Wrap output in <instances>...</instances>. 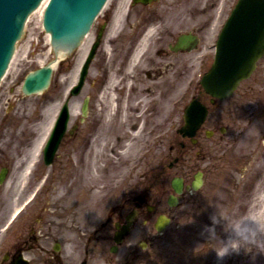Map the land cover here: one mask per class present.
<instances>
[{"label":"flooded vegetation","instance_id":"af4514ba","mask_svg":"<svg viewBox=\"0 0 264 264\" xmlns=\"http://www.w3.org/2000/svg\"><path fill=\"white\" fill-rule=\"evenodd\" d=\"M187 1L110 0L107 4L82 46H86L87 56L100 36L90 64L91 76L96 73L92 81L89 77L94 87L89 110L84 118L80 116L71 123L61 146L67 159L72 155L78 159L72 184L49 187L48 175L54 163L44 171H39L36 163L29 166L31 136H18V126H5L6 120H0V171L6 172L5 183L0 184V264H97L95 259L103 252V241L110 250L116 246L115 254H119L104 264L141 261L154 252L156 239L164 233L158 231L156 223L165 216L172 221L176 217L178 206L171 205L168 198L175 192L171 182L178 176L184 182L183 192L177 194L179 203L189 195L193 209L199 207L203 192L212 199L213 210L221 204L220 212L229 207L231 193L241 200L249 197V203L253 200L261 164L257 163L255 178L246 177V168L241 170L240 166L248 158L264 154V147L241 142L244 137L257 138L256 132L241 136L238 132L240 102L252 88H245L236 103L213 99L200 90L198 96L209 107L207 120L198 130L196 142L181 132L182 71L185 68L189 73L193 64L189 63L192 51L178 48V39L183 32L206 30L212 20L208 25L205 22L201 27L182 29L179 12L189 5ZM211 2L212 7L217 6L213 18L217 30L232 0H207V8ZM191 12L196 15V8ZM165 14L178 18L166 20ZM78 53L65 55L68 68L74 65ZM262 60L264 57L257 67L260 72L264 70ZM256 84L253 91L256 90L258 104L252 114L263 119L260 138H264V103L259 96L264 89L259 81ZM248 128H242V133ZM130 141H152L143 147L147 154L142 179L134 181L133 175L127 174L120 188L96 187L94 162L100 152L115 142L113 150L121 154ZM203 143L205 165L200 155ZM195 148L198 157L186 151ZM200 170L201 188L188 189V185L193 187ZM150 171L154 176L148 182L145 176ZM16 173L18 187H7ZM159 187L170 188L162 191ZM241 200L236 203L237 210L244 208ZM233 216L237 218L239 214L235 212ZM117 233L123 235L120 244L115 241Z\"/></svg>","mask_w":264,"mask_h":264},{"label":"rangeland","instance_id":"374dc122","mask_svg":"<svg viewBox=\"0 0 264 264\" xmlns=\"http://www.w3.org/2000/svg\"><path fill=\"white\" fill-rule=\"evenodd\" d=\"M189 1V0H188ZM235 0H232L231 4ZM189 5L185 6L184 9L181 7L179 12L181 23L180 27L182 29H188L193 25L201 27L205 22V16L207 18V25L210 19V24L206 27V30L199 31L203 37V41L198 49H196L191 55L192 58L189 63L193 66L191 71L183 68L182 75L183 85L181 87V108L183 114V107L186 101L190 100L192 96L197 94L200 90L199 80L201 74L208 69L215 51V34L216 28L213 26L215 19L216 8L212 7V2L207 8L205 1H197V5L204 7V11L197 12L193 15L191 12L194 7V1L188 2ZM231 7V6H229ZM192 8V9H190ZM229 10V8H228ZM197 11V8H196ZM196 16V20L193 17ZM178 18V16H166V20H171ZM161 17L157 19L159 22ZM160 23V22H159ZM158 23V24H159ZM214 27V28H213ZM208 28V29H207ZM213 28V29H212ZM189 56V55H188ZM187 56V57H188ZM186 58V55L184 56ZM55 56L51 52L50 40L47 32L43 28L42 15L37 12L33 15L29 25L26 28V35L23 40H20L15 57L11 63V66L4 77L2 84L0 86V120L5 119L3 125L5 126H18L17 135L18 136H31L32 146L35 141L51 128L53 121L55 120L65 98L67 97V90L75 82L74 70L73 68H68V61L60 62L53 74V79L50 87L42 93L25 95L21 86L25 75L39 67L44 65L49 61L53 60ZM75 60V59H74ZM189 61V58H187ZM262 65H264V60H262ZM96 71H94L91 76V81L95 76ZM256 81H259L264 89V70H256V72L248 79L244 80L239 86L237 92L229 99L230 103H236L238 98H241L240 94L245 88H252V91L246 92L248 95L243 96V100L240 102L242 106L239 108L240 117V129L238 130L239 135H252L255 132L258 137H252L247 139L244 137L241 139L243 145H251L254 147L258 145L260 148L264 147V138H260V116H256L253 110L256 108L257 93L255 88ZM258 87V86H257ZM256 87V88H257ZM94 93V87L91 82L85 87L82 93L78 96H74L72 100L76 101L77 108L76 113L72 115L71 121L78 119L80 114V106L82 104L85 95H91ZM259 95L262 97L264 103V91ZM227 102V101H226ZM12 105V106H11ZM263 120V119H262ZM251 122V123H250ZM245 133H242L241 129L248 127ZM264 126V124H263ZM262 129V128H261ZM45 132V133H46ZM48 134H46V139ZM152 143L145 142L144 146ZM115 144V142L113 143ZM147 146V147H148ZM70 148L69 145L66 147ZM128 149L121 154L115 151H109L107 148L105 151L102 150L101 154L97 158L95 163L97 177L96 187H121L123 184L122 179L127 174L133 175L134 181L137 179H142L141 169L146 163V159L142 158V152L136 144H128ZM148 149V148H147ZM111 150V149H110ZM193 157H198L197 149H187ZM205 144H202L200 148L201 162L205 165ZM255 155V153H253ZM252 155V156H253ZM254 157L248 158L244 166H240L241 170L246 169L245 175L254 177L257 168V163L261 164V169L259 176L256 180V188L254 191L253 200L249 203V197H245L241 200V197L236 193H231L228 197L230 200L229 207H223L222 212L221 204L218 203V209L213 210V201L211 198L206 196V192L201 194L200 205L197 209H193L190 197L187 195L181 201L177 209H175V219L173 223L165 230V232L156 239V244L154 245V252L151 255L143 256L141 261L132 260V264H216L215 258H217V253L215 249L209 248L210 243H219L221 241L227 240L231 235H234V231H230L229 226H234L236 223H247L249 225L255 226L254 221L260 220L264 221V154H257ZM75 162L78 161L75 157ZM37 165L39 171H44L45 166L42 159V154L37 157ZM65 163V168L63 166ZM256 163V165H255ZM66 155L64 156L63 148L59 150V155L54 162V169L51 175H48L49 187H65L66 184L70 182L72 184L73 177L75 175L76 169L70 167ZM140 165V167H139ZM139 168V169H138ZM188 170V169H187ZM76 176V175H75ZM153 172L150 171L148 182L153 179ZM18 177L17 173L11 175L10 182L7 187H18ZM169 186V184L167 183ZM165 190H169L170 187H159ZM241 190L245 191L248 187H240ZM205 191V190H204ZM168 194V193H167ZM241 200V210H237V202ZM239 202V203H240ZM237 203V204H236ZM249 203V204H248ZM238 213L239 216L234 218L233 213ZM215 217V219H213ZM214 230L215 236L211 235ZM217 233H221L218 235ZM259 237L264 239V232L259 233ZM252 253H246L243 249L237 255H241L239 258L237 255L229 258L230 255L225 256L219 264H264V253H259L256 245L252 246ZM102 253L96 257L97 264H104L106 259L110 257H117L119 254H113L109 248L108 244L103 241ZM256 254L257 258L255 261L251 259V255ZM120 263V261L118 262Z\"/></svg>","mask_w":264,"mask_h":264},{"label":"water","instance_id":"95a60500","mask_svg":"<svg viewBox=\"0 0 264 264\" xmlns=\"http://www.w3.org/2000/svg\"><path fill=\"white\" fill-rule=\"evenodd\" d=\"M106 1L49 0L43 23L46 30L51 33L53 46L56 49L72 50L79 45ZM41 2L42 0H0V81L9 67L29 15ZM25 35L26 32L23 38ZM193 40L195 43V37L183 35L179 41L180 46L184 48L187 42ZM92 54L81 71L78 84L72 89L73 94H77L83 86ZM263 54L264 0H239L220 34L214 63L204 74L201 83L213 96L225 98L234 91L243 78L250 76L257 60ZM52 70V66L48 64L30 72L25 78L23 90L32 93L45 89L49 85ZM87 103L86 100L84 108ZM206 116V106L197 99L192 100L184 113L185 125L182 127L184 134L194 136ZM69 117V104L66 101L45 146L46 163L52 161L67 128ZM3 178L4 175H1L0 180ZM200 182H194V186ZM173 185L177 191H181L182 180H174Z\"/></svg>","mask_w":264,"mask_h":264},{"label":"clouds","instance_id":"9594fccd","mask_svg":"<svg viewBox=\"0 0 264 264\" xmlns=\"http://www.w3.org/2000/svg\"><path fill=\"white\" fill-rule=\"evenodd\" d=\"M254 224L255 226L247 223H236L234 225V235L219 243H210L209 248L215 249L218 258L221 260L233 252L240 253L242 249L246 253H252L253 245H256L259 253H264V239L259 237V233L264 232V221L255 220ZM211 235L215 236L214 230L211 232ZM256 258V254L251 255L253 261Z\"/></svg>","mask_w":264,"mask_h":264},{"label":"bare ground","instance_id":"6f19581e","mask_svg":"<svg viewBox=\"0 0 264 264\" xmlns=\"http://www.w3.org/2000/svg\"><path fill=\"white\" fill-rule=\"evenodd\" d=\"M47 1V0H45ZM195 8V7H194ZM43 9V5L38 9L39 11H41ZM192 9V8H190ZM83 49V55H81L79 57V63L76 65V69L74 70L73 74H74V78L76 79L77 77V71H78V68H79V65H80V62H81V59L82 57L84 56L85 54V51H86V46ZM75 81V80H74ZM76 108H77V103L76 101H72L71 103V110H72V113L75 114L76 113ZM46 132V131H45ZM44 134H42V137L40 136L34 143V146H33V149L31 150V157H30V162H29V166H31V163L35 160H37V157L40 156L41 154V149L44 145V142H45V139H46V134L47 132ZM133 144H137V141H132ZM130 143V144H132ZM138 146H140V144H138ZM29 168V167H28Z\"/></svg>","mask_w":264,"mask_h":264}]
</instances>
